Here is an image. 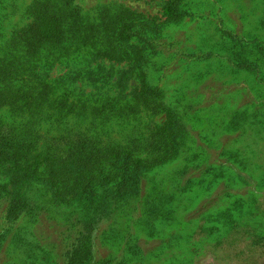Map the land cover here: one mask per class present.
Listing matches in <instances>:
<instances>
[{"label":"rangeland","instance_id":"obj_1","mask_svg":"<svg viewBox=\"0 0 264 264\" xmlns=\"http://www.w3.org/2000/svg\"><path fill=\"white\" fill-rule=\"evenodd\" d=\"M79 251L264 264V0H0V264Z\"/></svg>","mask_w":264,"mask_h":264},{"label":"trees","instance_id":"obj_2","mask_svg":"<svg viewBox=\"0 0 264 264\" xmlns=\"http://www.w3.org/2000/svg\"><path fill=\"white\" fill-rule=\"evenodd\" d=\"M174 7L173 5L169 6L167 8V14L168 16L174 17L175 13L173 11ZM124 155L122 157V160H124V163H122V168L124 170V173L128 176L131 177L132 179H137V176L140 174V165H141V160L140 159H134L133 156L129 153H124L122 154ZM120 156H118L119 158ZM121 158V157H120ZM44 163V160H41L40 157H37L35 162L33 164H31L30 166L26 167L27 171V177L29 176V174L34 171H36V169ZM22 171H24V168L21 169ZM19 169H16L17 171H21ZM12 200L14 201V203H12V206L14 205V210L10 209L7 219L10 220H14L17 217L15 216V214L17 213L18 208L20 207H25L27 205L26 201L24 200V197L22 195V193L20 192V188L16 187L12 193ZM16 209V210H15ZM89 229H91L90 227H88ZM82 241V240H81ZM72 259L71 262L69 264H92L91 262H89L90 260L88 259V261H84L85 255H83L81 253V251L77 252L76 254L72 253ZM87 256V255H86Z\"/></svg>","mask_w":264,"mask_h":264}]
</instances>
